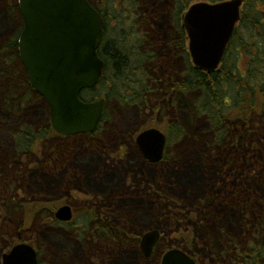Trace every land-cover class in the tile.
Returning a JSON list of instances; mask_svg holds the SVG:
<instances>
[{
  "label": "trees",
  "instance_id": "obj_1",
  "mask_svg": "<svg viewBox=\"0 0 264 264\" xmlns=\"http://www.w3.org/2000/svg\"><path fill=\"white\" fill-rule=\"evenodd\" d=\"M129 1L137 9L139 0ZM172 1H174L172 11L175 13L173 17L176 26L168 41L174 49L173 52H179L184 57L185 53L189 60L190 55L185 48V42L188 40L185 30L181 28V22L183 14L194 0ZM124 2L125 0H119L120 6H123ZM104 5L108 34L112 31V35L114 33L116 37L117 31L112 30L111 27L116 16L115 9L107 0H104ZM14 19L17 21L16 27L19 28L20 25L21 29L18 1L0 0V31L8 29L9 21ZM139 27L143 29L148 27V22H141ZM125 39L127 38L123 37V31L120 30L118 37L103 42L104 44L100 47L99 53L106 59V66H108L101 84L110 83L113 86L107 87L108 107L112 102H116L117 107L138 109L144 106L145 99L147 102L148 98L137 92L139 87L135 85L137 74L134 72L142 67L139 65L134 71L131 55L123 44ZM145 40L147 39L143 41ZM155 64L159 66L160 62ZM21 69L17 43L14 39L11 42L4 41L0 46V107L3 113L7 112L4 116L10 118L1 121L0 131L6 132L12 144V137L16 135L15 129L20 126V123L15 121L13 107L7 101L8 92L12 91L18 95L17 92L24 88V92L27 93L24 97L25 103L29 98L32 102L37 98ZM187 72L188 75L182 78L181 84H173V82L168 84L161 106L157 105L155 109L160 114L165 113L170 117L169 145L186 137L187 142H193L194 145L188 144L190 148H187V151L180 148L178 157L169 155L167 152L165 160L156 166L160 167L161 178L166 176L167 168L182 171L186 166L184 160L187 164L192 163L201 173L199 175L194 173L197 184H190L194 189L193 192L190 193V186L181 188L180 185L173 186V182L167 184L152 182L146 178L141 169L134 167L133 162L136 158L133 156L129 157L130 167L123 164V168L119 169L116 163L115 167L119 174L114 175L111 171L109 173L111 176L106 178L108 173L104 172L105 169L102 166L105 165L107 168V164L101 151L95 153L97 165L91 167L89 171L84 170L87 178L86 186L105 190L120 183V186L126 187L125 177L128 175V178L135 180V189L146 190L145 194L137 193L136 195L140 197L134 198L144 202V206H140L143 214L139 211L137 216L131 214L130 209L128 210L127 218L136 224L134 228H131L133 231L127 228L129 225L123 223L126 227H123L122 247L120 246L122 264L129 256L131 261L128 259L127 262L130 264H159L158 260L152 263L156 258L153 261H147L140 255L137 247L140 232L158 227L165 233L169 228L180 231L178 228L185 224H188L187 229L195 235H199L201 227L208 233L205 240L207 246L193 251L190 250L191 247L187 248L188 252L195 256L198 264H264V0H245L242 19L218 71L207 74L196 71L193 64H190ZM84 97L95 98V96H88L87 93H84ZM38 99L40 98H37V101ZM19 100L21 101V97L15 99L16 105L20 104ZM107 111L98 128L104 131H107L105 129L107 127L105 123L108 120ZM200 122H204L207 128L197 129ZM191 123L192 125L195 123L194 127ZM36 127H32V130H36ZM45 129L47 130L48 126L45 125ZM22 131L28 132L24 129ZM24 137L23 134L18 136L20 139ZM133 138L134 135L131 133L128 138L116 140L118 144H129ZM100 141L103 145V140ZM224 148L235 153L236 158H233V155L229 156V152L223 150ZM247 150L249 151L247 153L253 152L252 157L246 156ZM194 151L201 155L200 158L197 157L202 160L200 168L193 162L195 157L191 153ZM186 155L190 158L187 159ZM9 160H12V157ZM143 163L147 162L142 159ZM169 163L171 165L166 167L165 165ZM110 168H114V165ZM222 170L230 172L237 177V180L233 181L220 176L219 173ZM149 184L151 188L147 187ZM215 185L221 188L226 187L229 194L225 193L221 196ZM164 187L168 191H165ZM199 188L201 192L198 191L196 194ZM128 193L129 191L125 190L122 194ZM133 195H124L126 201L134 200ZM41 204L44 205L43 201ZM136 204L139 205L138 202ZM182 207L184 209H180ZM25 220L26 222L32 220L31 224L24 225L32 227L35 218L26 217ZM159 246H161L160 249L163 248L162 250L167 247L163 241ZM124 250L125 253L122 254Z\"/></svg>",
  "mask_w": 264,
  "mask_h": 264
},
{
  "label": "rangeland",
  "instance_id": "obj_2",
  "mask_svg": "<svg viewBox=\"0 0 264 264\" xmlns=\"http://www.w3.org/2000/svg\"><path fill=\"white\" fill-rule=\"evenodd\" d=\"M107 1L110 3V6L115 9L114 15L116 16L114 17V21H112L111 24L112 30L117 31L116 37L120 35V30H122L123 37L127 38L123 41V44L128 48V53L131 55V65H133V67L135 68L134 71L137 70V67L139 65H141L142 68H139V70L137 71H140V69L144 70H141L138 73L137 71L134 72V74H137L135 77L137 83H135V85L137 84V87H139V90L137 92L141 93L142 95H146L148 101L146 102L145 99L144 106H141L138 109L135 107H117V103L112 102L109 105L107 111L108 120L105 123L107 126L105 129H107V131H104V129H100L101 132L97 134V137L95 138L96 140L94 141L97 142V140H103L104 144L101 145V142H97L94 143V146L97 147L100 145L101 147H105L108 152H112L111 155H113L114 158H112L111 161L115 164L117 163L119 169L123 168V164L126 167H130L129 157H135L136 161L133 162L134 167L136 169H141L144 172L146 178H149V180H151L152 182H164L166 184L169 182H173V186L180 185L181 188L190 186V184H197L196 176L194 175V173L196 175H199L201 173H199L197 167L193 166L192 163L187 164L186 160H184V163L186 165L185 169H182V171H180V169L177 170L174 168H167L166 176H161L160 178V175H162L161 171L159 170L160 167L149 166L145 163L142 164V158L138 155L136 145L132 143V140L129 144H118L116 140H120L123 137L128 138L131 133L133 135L138 134L139 130L147 124L159 125L164 132H167L170 128V117L168 115L164 116L165 113L160 114L159 112H157L155 107L159 105V103H162V94L164 93V90L167 89L168 84L171 82H173V84H181L182 78H185V76L188 75L187 71L190 67V64H193L190 57L188 60L185 53L184 55L186 58L184 56H181L179 52H173L174 49L171 48L172 45L170 46V42L168 41L176 26L173 17L175 13H173L172 11L174 7V1L139 0L137 9L132 6L133 3H131L129 0H125L123 6H120L119 0ZM195 1L198 2L199 0H194V2ZM194 2H192L191 4H193ZM5 13L7 12L5 11ZM143 21L148 22V27H145L144 29L139 27V24ZM1 30L5 32L0 36V46L7 37L8 32L10 31V25L8 29ZM110 32L108 34V37H106L105 42L116 38L114 37V33L112 35V31ZM144 39L147 40L143 41ZM188 44V41L185 42V48L187 49V51ZM242 61L244 63V58H242ZM159 62L160 65L157 66L155 63ZM107 87L112 88L113 86H111L110 83L101 85L93 94L96 93L98 95H105L108 90ZM33 101L35 103L32 102V104L30 102L31 105L28 106L27 110H25L21 114L23 117L21 116L20 119L23 120V118H25L27 122L29 119H31L34 123H38L43 115V106H45V104L43 101H37V98H35ZM164 101L166 102V99H164ZM229 111H231V109H229ZM8 118L10 117L4 116V113L2 112V109L0 107V123L3 120H7ZM194 125L195 123L192 126L194 127ZM206 128L207 126L206 124H204V122H200L197 127V129L200 130ZM0 138V199L3 198V200L0 201V235L7 231V242L14 245L17 243V235L20 234L21 231H24V228H28L24 225L26 223L31 224L32 220L30 222H26L25 218H35L34 212L37 210L35 203L38 202V200H35V198L42 195H47V197H42L43 199L54 196L68 195L70 192H66V190L71 185V179H75L76 175H80V171L77 169V167L85 171L91 170V167L97 165V155L95 154L96 151L92 152L91 149H87V147H85L86 144L90 143L89 141L84 142L82 141V139L81 141L76 140L74 142V146L71 147L73 148L72 151L69 150V152H71V154L69 155V173L67 172V169H62L60 170L61 172L59 175L55 174V177H52L50 172L43 169L38 171H27L26 165L21 166V168L19 169V165L17 166L14 163L13 159L8 160L13 156L14 153V150H12L13 144L11 139H9L6 135V132L3 131H0ZM188 142L186 137L184 139H180L177 143H172L169 147L168 154H172L178 157V150L180 148L187 151V148H190L188 144H191L192 146L194 145L193 142ZM223 150L228 151L229 156L233 155V158H236L237 155L235 153L233 154L231 150L227 148H224ZM247 152L249 151H245V153ZM191 154H193L195 157V161L193 162H195V165L200 168V166H202V160L197 159V157L200 158L201 155L197 153V151H194ZM252 154L253 152L247 153L246 156L252 157ZM103 155L104 157H107L105 154ZM115 158H117V160H113ZM186 158L189 159L190 156L186 155ZM109 159L107 158L106 160ZM100 163L103 162L100 161ZM170 165L171 163L166 164L165 166L168 167ZM115 166L114 168H110L111 164L107 165V168L105 167V165L102 166L103 169H105L104 172L108 173L106 175V178H109L111 176L109 175L111 171H113L112 173L114 175H117L118 172ZM219 175L226 177L229 180H237L236 176L225 170H222ZM22 181H24L23 184H21ZM128 181L129 183H131V177ZM77 183L81 187H84L86 189V183L83 181L82 177L79 181H77ZM215 187L217 188L221 196L225 195V193L229 194L226 191V187L221 188L218 185H215ZM189 188L190 193H192L194 189L191 188V186ZM123 189L124 187L120 186V183H118L112 188H107L106 190H114L116 194H122L123 192H125V190ZM164 189L165 191H168V189H166L165 187ZM198 191L201 192V188H199L195 193L198 194ZM136 194L137 193L133 195V199L140 197ZM119 196L120 195H118V197ZM4 197H6L5 200ZM14 197L16 198V200H13ZM101 198L103 199V197ZM88 199L89 197L85 196L84 194L69 196V201L75 204V225L77 224L79 226V229L76 230V232L78 233L77 238L79 239L78 245H76L75 243V238L70 236V233H68L67 231L64 232L65 230H63L62 228H59L58 230L45 228L42 233H38L36 229L32 228L30 229L31 231L29 230L27 233H23L24 236L30 237L37 241V245L39 247L38 251L40 253V256H42L41 261L43 264H89L88 259L90 257L91 250L88 248V242H85L83 239L85 229L84 224L87 223V219L85 217L86 206H84V202H87ZM110 199H112V202L114 204L111 210L108 209L106 210V212L109 214L114 213V207L117 206L120 202L119 205H122L121 214H124L123 223H126L125 225H129L127 228L130 231H133L131 228H134L136 224L134 223V221H130L127 218V215H129L128 210L130 209L131 214H136L138 216L139 211L142 213L141 209L135 211L133 210L134 208H132L131 205H137L136 203L138 202L139 205L137 206L140 207L144 206V202L140 199L126 201V198L123 194L119 198H114V196H111ZM180 209H184V207ZM21 222L23 224L20 226ZM202 223L199 224L200 227ZM125 225L124 228L126 227ZM187 227L188 224H185L183 227L178 228L180 231L169 228L168 233H166L167 239L164 240L166 242V245L169 247L183 248L185 251H189L187 249L189 247H191L190 250L193 251L194 249H202L204 248V246H207V244H205V240L207 239L208 233H206L205 229H203L202 227L201 229L199 228V231L201 232H199V235H195V233L187 229ZM69 228L73 227L69 226ZM141 229L142 227L139 228V231H141ZM4 245L6 244L2 239L0 242V247L3 248ZM3 251H5V249H3L2 252ZM124 253L125 250L122 251V254ZM128 259L129 261H131L130 256ZM128 259L126 258L123 264H130V262H127Z\"/></svg>",
  "mask_w": 264,
  "mask_h": 264
},
{
  "label": "water",
  "instance_id": "obj_3",
  "mask_svg": "<svg viewBox=\"0 0 264 264\" xmlns=\"http://www.w3.org/2000/svg\"><path fill=\"white\" fill-rule=\"evenodd\" d=\"M24 29L19 57L29 81L50 106L51 123L58 133L92 132L98 126L107 100L81 99L84 88H94L105 71L98 53L104 37V20L88 0H19ZM243 0L195 2L184 14L183 25L190 40L189 51L195 67L206 73L217 70L241 20ZM166 134L146 129L137 137L142 155L151 163L164 159ZM72 218L69 206L56 214ZM160 231L145 234L141 247L145 257L153 254ZM37 251L21 244L3 264H38ZM162 264H197L182 249L172 248L162 256Z\"/></svg>",
  "mask_w": 264,
  "mask_h": 264
},
{
  "label": "flooded vegetation",
  "instance_id": "obj_4",
  "mask_svg": "<svg viewBox=\"0 0 264 264\" xmlns=\"http://www.w3.org/2000/svg\"><path fill=\"white\" fill-rule=\"evenodd\" d=\"M90 2H92L93 5L96 7V9H98L100 13L104 16L103 20H104V32H105L104 38H105L106 35H108V29H107L108 21L106 20L105 13H104V10H105L104 1L103 0H90ZM18 13H20L19 8H18ZM21 18H22V15L20 13V22L22 24ZM9 25H10V31L7 34L8 36L7 39L10 40V38L14 37L13 38L14 42L18 44L20 41V36H21L20 34L22 31H20L19 28H16V26H13L11 20L9 21ZM16 35L18 36L16 37ZM98 86H95L94 89H96ZM21 91L17 92L18 95L16 93H13L12 91L11 93L8 92L7 94V101L11 105V107H13L12 110L14 111V115H13L15 117L14 119L18 123H20V126L16 127L15 129L16 135L12 137L13 138V148L15 150L13 153L12 159L17 166L19 165V169L23 165L27 166V171H30V170L38 171V170L43 169V170H47L48 172H50L52 177H55L54 176L55 174L59 175L61 172L60 170L62 169L63 170L67 169V172H68L69 171L68 167L70 165L69 155L71 154L69 150L72 151L73 148L71 147L74 146V142L76 140H81V139L84 142L85 141L90 142L89 144H86L85 146L87 147V149H91L94 152L96 151L95 153L101 151L102 157H104L103 154H105L107 157H104V158H105V163L107 165H109V163H111V166L116 165L114 162L111 161V159L114 158L111 155L112 152H108L105 147H101L100 145L97 147L94 146V143L101 142L98 140L97 142H94L99 132L98 128H96L92 132H86L85 134L84 133L76 134L74 136L66 135V134L60 135L56 133L52 128H50L51 126L49 122L50 117L42 115V117L40 118L42 122L40 126L41 128L33 131L32 127H35L33 120L29 119L27 122L25 118H23V120L20 119L22 116L21 114L25 110H27V107L24 104L25 103L24 97L26 96V93L25 92L22 93ZM166 93L167 92L164 90V93L162 95H165ZM20 97H21V101L19 100L20 104L16 105L15 99H18ZM160 106L161 105L159 103L158 107ZM45 125L48 126L47 130L45 129ZM36 126H38V124H36ZM23 129L27 130L28 132H23L22 131ZM165 133L168 137V133L167 132ZM21 134L25 135L23 139L18 138V136H20ZM31 134L35 136L33 137ZM133 143L134 145H136L135 139ZM169 147L170 145L168 143L166 146L165 157L161 162L157 163V165L162 163L165 160L166 154L167 152H169ZM136 149H137L138 155L143 157L140 153L138 145H136ZM107 158L108 159L110 158V159L106 160ZM113 160H117V158ZM77 169L80 171V175L79 176L76 175L75 179H71L70 181L71 185L66 190V192H70L68 195L48 197L45 199H43L42 197H47V195L46 196L42 195V196L35 198V200H38V202L35 203V206L37 208V210L34 212L35 220L33 221L34 223L32 224V227H28L26 229L29 231L30 229L34 228L36 229L38 233L39 232L42 233L45 228L52 229V230H58L59 228L60 229L62 228L63 230H65V232L67 231L68 233H70V236L75 238V243L76 245H78L79 239L77 238L78 233L76 232V230L79 229V226L77 224L75 225V206H74L75 204L69 201V196H74L76 194H84L85 196L89 197L88 201L84 202V206H86V212H85L86 215L85 214L84 215L87 219V223L84 224L85 229H84V237H83L84 241L88 242L87 243L88 248L91 250L90 257L88 259L89 264H120L119 263L120 255H121L120 246L122 247V240H123L122 233L124 230L123 228L124 220L122 218L123 214H121L122 205H119L120 202L118 201L119 203L117 206L114 207V213L112 214L107 213L106 210L108 209L111 210V208L113 207L114 203L112 202V199H110L111 196H114V198H119L122 194L117 193L118 195H120L118 197V195L115 193L114 190L109 191V190H106V189L104 190L100 188L99 189L92 188V187L87 188V186L85 189L84 187H81L77 183V181H79L82 177L83 181L86 183L87 178H86V175L84 174V170L78 167ZM128 177H129L128 175L125 177L126 187H124L123 190L127 189L129 193L123 194V195H133L135 193H138L141 195L145 194L146 190L135 189L134 187L135 180L133 179L131 183H129ZM91 180H93V178ZM23 183L24 181L21 182V184ZM147 187L151 188L150 184L147 185ZM101 197H103V199ZM5 199L6 197H4V200ZM2 200L3 198L0 199V201ZM13 200H16V198L14 197ZM42 201L44 205L41 204ZM65 206L70 207L72 218L69 220L63 221L56 215V212L59 210V208L65 207ZM131 207L134 208L133 210L135 211L141 208L135 204L131 205ZM69 226L73 228H69ZM23 233L24 232L21 231V233L17 235L16 237L17 243L21 241H30V242H34L35 245H37V241L35 239L24 236ZM7 234L8 232L6 231L0 235V242L3 239L4 243L6 244L3 246V248L0 247V254H1L0 264H2L3 254L5 252L10 251L12 247L16 246L15 244L13 245L12 243L9 244V242H7L8 241L7 236H6ZM144 234L142 235L140 234V237L137 241V247L139 248L138 251L143 258H144V255H143V251L140 248V243H141V240ZM160 244L161 243L158 242L157 247ZM109 246L111 247L109 248ZM38 248L39 247L37 245L36 249L38 250ZM3 249H5V251L2 252ZM41 258H39V263L43 264L41 261ZM151 260L152 259H148L147 261H151Z\"/></svg>",
  "mask_w": 264,
  "mask_h": 264
},
{
  "label": "bare ground",
  "instance_id": "obj_5",
  "mask_svg": "<svg viewBox=\"0 0 264 264\" xmlns=\"http://www.w3.org/2000/svg\"><path fill=\"white\" fill-rule=\"evenodd\" d=\"M16 20L14 19V20H12V24H13V26H16ZM17 28V27H16ZM19 29H20V25H19ZM5 31H3V30H1L0 31V36H1V34H3ZM16 37H17V35H16ZM8 38V36L5 38V40L4 41H9L10 42V40H13V38H10V40L9 39H7ZM3 41V42H4ZM3 42H2V44H3ZM7 112H4V115L6 114ZM12 150H14V148L12 149ZM15 151V150H14ZM54 236V235H53ZM54 243V242H53ZM56 243H57V241H56ZM54 245H55V243H54ZM56 246V245H55ZM119 263L120 264H122V262H121V260L119 261Z\"/></svg>",
  "mask_w": 264,
  "mask_h": 264
}]
</instances>
